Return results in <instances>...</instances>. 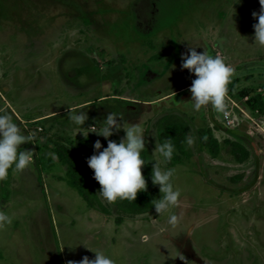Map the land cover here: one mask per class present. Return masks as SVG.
<instances>
[{"label":"rangeland","instance_id":"rangeland-1","mask_svg":"<svg viewBox=\"0 0 264 264\" xmlns=\"http://www.w3.org/2000/svg\"><path fill=\"white\" fill-rule=\"evenodd\" d=\"M236 2L0 0V106L6 102L13 120L32 136L21 150H34L28 167L9 169L0 180V211L13 218L0 229V264H67L85 255L94 258L81 243L115 264H264L262 121L251 132L253 138L241 136L250 150L243 166L234 162L232 152L209 156L214 167L204 166L195 153L183 157L180 163L186 168L172 177L181 191L177 205L161 214L153 209L131 217L119 232L112 219L94 214L67 182L63 187L71 188L61 190L47 177L60 163L45 146L52 144L51 138L72 144L77 153L94 150L96 135L76 134L70 111H86L85 125L89 121L90 127L96 114L119 102L126 103L128 112L138 105L132 124L143 130L149 125L144 132L154 163L159 159L153 150L160 116L192 112L202 117L206 112L211 119L221 117L211 104L193 108L189 88L195 76L181 68V54L189 47L220 55L235 68L227 92L246 98L247 106L255 92L264 96V46L254 43L257 21L252 16L261 6L259 0ZM177 89L188 91L182 97L185 113L174 108L172 101L180 102L179 96L163 98ZM35 118L40 123L31 121ZM117 133L112 140L125 135L123 129ZM189 136L196 152L197 128L192 124ZM255 184L258 194L238 195ZM161 195L159 191L158 199ZM173 214L175 224L169 222Z\"/></svg>","mask_w":264,"mask_h":264},{"label":"clouds","instance_id":"clouds-1","mask_svg":"<svg viewBox=\"0 0 264 264\" xmlns=\"http://www.w3.org/2000/svg\"><path fill=\"white\" fill-rule=\"evenodd\" d=\"M240 2L241 0H237L235 4ZM259 4L261 6L259 12L252 13L257 21L253 24V39L254 43L264 46V0H259ZM181 68L187 69L195 76L189 88L194 110L211 104L215 109L222 111L225 107L227 85L235 68L227 64L220 55L212 56L205 51L200 53L194 47H189L188 53L181 54ZM69 119L76 126V134L82 133L87 138L89 132H94L107 140V146L104 147L97 139L93 145L94 154L86 161L89 168L93 170V178L100 185L99 194L103 200L109 203L118 199L135 201L138 192L147 190V181L142 173V167L146 163L141 156L146 139L144 130L138 123L125 127L119 115L110 112L102 121H99V131L85 133L84 125L89 119L86 111H70ZM88 128H95V126ZM121 129L124 130L125 135L119 142L109 139ZM31 140V134H25V131L13 120L7 106H0V180L7 177L9 169L19 172L32 163L34 150L26 148L21 150V145L29 144ZM187 142L190 145L192 140L189 139ZM174 150L175 147L170 140L155 142L153 151L158 154L159 159L152 166L150 178L153 185L159 186L162 194L153 204L158 214L177 205L181 195L180 189L174 187L172 183L175 169L167 167ZM12 219L4 211H0V229L10 225ZM177 220L174 214L169 217V222L172 224H175ZM79 245L94 252V258L90 259L85 255L79 261L69 260L67 264H115V261L103 252L93 251L84 243ZM179 258L183 260L182 256Z\"/></svg>","mask_w":264,"mask_h":264},{"label":"trees","instance_id":"trees-1","mask_svg":"<svg viewBox=\"0 0 264 264\" xmlns=\"http://www.w3.org/2000/svg\"><path fill=\"white\" fill-rule=\"evenodd\" d=\"M253 111L264 112V96L255 92L248 104ZM157 134L159 142L170 140L174 147V154L167 167L172 168L183 160V157L189 158L192 150L188 144L189 131L191 128L190 119L183 116L182 113H166L157 120ZM215 127L221 128L222 125L215 124ZM230 133L237 137H241L242 132L236 129H228ZM197 147L199 153L202 147L208 148L213 156H218L221 152V144L217 137L214 136L212 128H197ZM52 144L45 143L49 149H53L64 165L67 166V183L76 189L79 194L87 201L88 205L108 215H115L118 224L122 223L126 217H135L146 214L155 209L153 204L159 196V186L153 185L150 174L154 164L147 145L142 151L141 156L145 160L146 165L142 167V173L147 181V190L138 192L135 201L120 200L109 203L100 197L99 183L93 178V170L87 164V158L94 154V150L77 153L76 147L67 142L57 139H50ZM231 146V152L235 159L244 162L250 157V150L243 140H228ZM52 145V146H51ZM50 146V147H49ZM80 154V155H79ZM212 182V181H211Z\"/></svg>","mask_w":264,"mask_h":264},{"label":"crops","instance_id":"crops-1","mask_svg":"<svg viewBox=\"0 0 264 264\" xmlns=\"http://www.w3.org/2000/svg\"><path fill=\"white\" fill-rule=\"evenodd\" d=\"M161 76H159V77H161ZM186 90L187 89H177V90H174V91H172L170 93L167 92L164 95L163 98L170 99V98H172V96H174V97L175 96H179L180 97V102L179 101H176L174 99L172 101L174 103V106H175L174 108L177 109V110L179 109L178 111H181V112H184L185 113V111H183L182 103L184 101H186V100H184V98H182V97H183L184 94H186L184 92H188ZM245 99L246 98L243 99V98L239 97L238 95L237 96H234V95H231L228 92L226 93L225 107H224V109L226 108V110L224 111V109H223L222 111H220L221 112V117L215 116V118H218L217 121H218L219 125H222L221 128L215 127V118L211 119L212 117H208V115H207L206 112H205L204 115H202V117H200L199 114H198V117H197L192 112L191 113L190 112L186 113L187 114V117L190 119L192 125H194L196 128H210L211 127L212 130H213L214 136L217 137L218 140L220 141V144H221V147L222 148H221V152H220V154L218 156H213L210 153V151L208 150V148L205 147V146L202 147V151L200 153H199L198 150L196 151L197 152L196 153V152H194V147L192 145H190V148L192 150V155H193V153L198 154L199 159H200L201 162L204 163V166H205V163H206V166H208V167L209 166H212V167L215 166L214 165V161L211 162L212 160L210 159L209 156H212L214 158L215 157L220 158V156H222V155L224 156L223 153L226 154V152H228V154L230 155V152H231V149L230 148H231V146H230V144H228V142H227L228 140H231V141L236 140V139L243 140L242 137H240V136L237 137V136L233 135L232 133H230L228 131V129H236V130H239L240 132H242V134H240V135L246 134L249 137H251V136H253L251 132L253 130H255L254 132H256V128H257L256 127V123L259 122V121H262L263 124H264V112L251 110L249 108V106H247V103L245 102ZM161 100H163V99L162 98L159 99V101H161ZM95 102H98V101L96 100ZM143 102L144 103H149L147 101H143ZM87 104H89L88 101L84 103V106H87ZM125 104L126 103L122 104V103L119 102L118 105H116L115 107L110 108V110H108V112L102 113V114H100V112H99L98 114H96L94 116L95 122L93 124H91V125L95 126V128H92V130H87V128H88L87 125H89L91 123V122L88 121L87 122V125H84V127L86 128V129H84L85 133H87L88 131H99V128H100L99 121H102L110 112L117 113L119 115V117L121 119V123H122L123 126H128L129 124H132L134 122V118L140 112L139 111V106L135 104L134 105L135 106V108H134L135 111L128 112V111H125ZM241 104H242V107H241ZM5 105L7 106V103L6 102L2 106H5ZM245 105H246V107H245ZM102 107H103V105H101V108ZM7 109H8V107H7ZM213 115L214 114H212V116ZM40 119L41 118H35L34 120H31V121L32 122H35L36 121V123L37 122L40 123V121H41ZM90 120H91V118H90ZM197 121H199L200 124H198ZM144 126H145L144 131L147 134V130H148V126L149 125L148 124H144ZM90 127H92V126H90ZM38 128L40 129V127H38ZM145 132H144V136H145V139H146V145L148 147V150L151 152L149 139L146 136ZM92 133L96 135V138L95 139H99V137H100L101 140L100 139L99 140L101 141V143H102V145L104 147L107 146V140H105V138L102 137V136H98L94 132H89L88 135H87V137L91 136L90 134H92ZM116 133L117 132H115L114 135H117L118 136V133L117 134ZM156 134H157V131H156ZM82 136H84V135H82ZM113 136H111V137H113ZM111 137L109 139H111ZM156 138L158 140V134H157V137ZM251 138H253V137H251ZM189 139H190V136H189ZM114 140L117 141V142H119L120 137L114 138ZM151 154H152V152H151ZM56 157L58 159L57 160L54 159V161H55V163L56 162L57 163L60 162V163H58V165L60 166V168H59V166H56V169L54 171H50V173H47V177L48 178L51 177L52 178V182H50V183L55 184L61 190H69V188H71V187H68V188H64L63 187V185L67 182V167H66V165H64L62 163V161L60 160V158L58 157V155H56ZM192 159H194V158L192 157ZM192 159H190V160H192ZM232 159L235 160L234 162L239 163L240 166H243L245 164V161L244 162H237L236 159H235V157H233ZM185 160H187V159H185ZM255 162H257V160ZM55 163H54V166L53 167H55V165H57ZM184 164H185V162L178 163L175 166H173L172 168H174L175 169V172H176L180 168L183 169V167H185ZM223 166L225 167L224 164H223ZM61 167H64V168L66 167V170L65 171L62 170ZM34 172L37 173V171H35V170H34ZM37 174L39 175V173H37ZM38 179H40V175L38 176ZM208 182L210 184H212V185L215 184L214 182L212 183L209 180H208ZM250 189L251 190H249L248 192H246L247 190H245L243 192H239L238 195H243L245 193L246 196H248V198H249V197H251L255 193L258 194V189H256V184L250 186ZM261 189H263V186L261 187ZM97 212H99L100 213V216H103L104 219H106L107 221H110L112 219V221L115 222V226L114 227L116 228V232H119L123 227L126 226V224H129L131 222L130 219H132L131 217H126V218H124V220L122 221V223L118 224V223H116L115 216L112 217L111 215L105 214V213H103V212H101V211H99L97 209L95 210V208H94L93 209V213L94 214H97Z\"/></svg>","mask_w":264,"mask_h":264}]
</instances>
